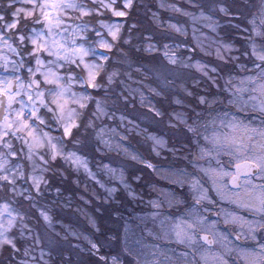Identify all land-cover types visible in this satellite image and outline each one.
Segmentation results:
<instances>
[{
	"label": "rangeland",
	"instance_id": "obj_1",
	"mask_svg": "<svg viewBox=\"0 0 264 264\" xmlns=\"http://www.w3.org/2000/svg\"><path fill=\"white\" fill-rule=\"evenodd\" d=\"M181 1L0 0V264H264V0Z\"/></svg>",
	"mask_w": 264,
	"mask_h": 264
},
{
	"label": "trees",
	"instance_id": "obj_2",
	"mask_svg": "<svg viewBox=\"0 0 264 264\" xmlns=\"http://www.w3.org/2000/svg\"><path fill=\"white\" fill-rule=\"evenodd\" d=\"M121 1L122 0H117V4H116V6L117 7H120V3H121ZM147 1V7H156V0H146ZM165 1V3L166 2H169V3H174V4H177L179 7H196V6H194V5H189V4H187V3H185V2H182L181 0H164ZM133 7H135V5H133ZM144 7V6H143ZM196 9V8H195ZM194 9V10H195ZM26 23L27 24H33V22L31 21V20H28V21H26ZM261 41V40H260ZM195 56H197V55H195ZM24 56L22 55V61H24ZM245 62H247V67L250 65V61L249 60H246ZM216 63V62H215ZM218 66V68H219V65H217ZM24 67H25V63L23 64V66H21V70H20V73H21V75L23 76V77H25V74H26V70L24 69ZM225 67H226V65H225ZM231 68L232 69H234V66H231ZM198 85H201V86H204V87H209V90L207 91L208 92V94L206 95V97L208 98V99H210V98H212L213 96H214V92H217V90H211L210 91V88H211V84L208 82V79H202V82L201 83H199ZM196 86V87H191V91L194 93V94H196V95H198V94H200L199 92L200 91H198L199 90V86ZM218 85H220V84H218ZM212 89V88H211ZM216 110V109H215ZM187 114H192V113H190V111H188V113ZM191 118L190 117H188L187 118V121L188 122H191ZM116 128H118L119 130L121 129V127L118 125H116ZM95 140V139H94ZM96 141V140H95ZM190 141H191V134L189 135V138H187L186 140H185V142L183 143V144H178V145H180L179 147H180V153L179 154H182L183 152H185V147L187 146L188 147V149L191 151L194 147L190 144ZM96 143V142H95ZM177 162H178V164H177V166H176V168H178V167H180V166H183V161L185 162V164H186V160H181L180 159V157L178 156L177 158ZM179 162H182V164H179ZM128 163L129 164H137L136 162H133L132 160H131V158L128 160ZM186 170H190L191 171V173L193 172V171H195V169L193 170L192 169V167H191V165L190 164H187V166H186V168H185ZM196 172V171H195ZM127 174H129V175H127V177L129 178L128 179V182H130L131 181V179H130V176L132 175V172L131 171H127ZM132 182V181H131ZM133 183V182H132ZM138 185H139V183H138ZM7 187H8V185L6 184L5 186H4V189H7ZM138 187H140V185L138 186ZM175 193L177 192L178 194H182L183 196H184V198L185 199H187V197L185 196V194H183L182 193V188H180V187H178V185H176L175 186ZM177 193H176V195H177ZM5 198L4 199H6L7 200V198H8V196L7 195H5L4 196ZM141 209V208H140ZM142 210V209H141ZM173 211V210H172ZM176 211V210H175ZM137 221H135V223H136ZM60 231H62V228H60ZM148 238V237H147ZM130 260V259H129ZM122 262H123V260H122Z\"/></svg>",
	"mask_w": 264,
	"mask_h": 264
},
{
	"label": "water",
	"instance_id": "obj_3",
	"mask_svg": "<svg viewBox=\"0 0 264 264\" xmlns=\"http://www.w3.org/2000/svg\"><path fill=\"white\" fill-rule=\"evenodd\" d=\"M17 81L15 78L10 79L5 86L7 93H13L16 90ZM6 107V94L0 93V121L5 115ZM258 172V167L255 163L245 160L239 163L233 164V173L228 179V186L232 189H237L240 185L241 178L256 175ZM200 241L211 246L213 244V239L209 234H200Z\"/></svg>",
	"mask_w": 264,
	"mask_h": 264
},
{
	"label": "clouds",
	"instance_id": "obj_4",
	"mask_svg": "<svg viewBox=\"0 0 264 264\" xmlns=\"http://www.w3.org/2000/svg\"><path fill=\"white\" fill-rule=\"evenodd\" d=\"M45 219H46V217H45Z\"/></svg>",
	"mask_w": 264,
	"mask_h": 264
}]
</instances>
